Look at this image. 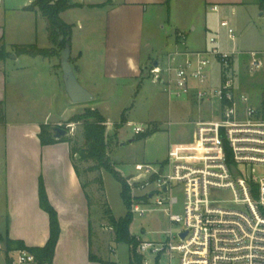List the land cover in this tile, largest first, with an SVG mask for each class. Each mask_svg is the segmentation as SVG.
<instances>
[{
	"label": "crops",
	"instance_id": "0c3cea01",
	"mask_svg": "<svg viewBox=\"0 0 264 264\" xmlns=\"http://www.w3.org/2000/svg\"><path fill=\"white\" fill-rule=\"evenodd\" d=\"M32 1L28 0L26 6ZM70 3L77 6L61 13L64 22L74 25L62 15L76 8L95 13L99 18V23L93 24L90 20L86 23V38L80 32L71 31L70 60L79 82L95 97L93 104L86 107L97 109L111 124L101 107L106 103L104 95L107 90L119 84L132 88L137 82L148 78L150 63L161 54L176 48L186 51L206 50L210 46L208 39L213 35L218 36L221 49H229L232 45L228 42L225 29L219 25L223 17L238 16L241 28L251 24L264 26V11L259 6V0H169L168 4L166 0H70ZM213 4L219 6V12L209 10L208 6ZM24 7L22 10L30 12L36 20V37L25 43L7 41L0 25V44L4 43L11 53L12 46L19 44L36 43L39 47L49 48L51 43L47 37L45 18L38 10H25ZM150 7L163 9L169 25L163 43L165 48L155 56L151 54L154 40L149 35L145 39L143 27ZM39 18L43 20L42 39L38 36ZM76 22L78 31H81L83 22L80 19ZM96 27L99 33L94 35L93 29ZM179 34L184 37L182 42ZM235 46L238 47L236 43ZM91 50L92 53H89ZM10 55L0 61V103L4 106L5 115L4 122L0 123L4 141L5 202V221L0 224V237L7 235L10 239L22 241L26 246H43L47 242L49 215L40 207L41 183L49 204L57 213L60 227L52 264H102L91 261L90 253L115 264V261L96 253L106 234L101 227V216L98 215L97 221L93 220L90 195L81 175L74 168L69 143L42 145L38 137L42 124L54 126L68 121L78 113V106L82 105L73 104L64 90L60 56L14 54L13 58ZM20 61L22 63L18 64ZM7 67L15 80L9 87ZM32 77L34 80L30 81ZM211 82L217 85L218 79L214 81L212 78ZM184 101L189 104L190 112L200 108L196 105L194 92ZM68 110L73 113L64 118ZM9 112L13 113L14 119H9ZM53 112H56V117L50 121ZM130 122L125 118V123ZM142 125L156 127L157 131L160 129L159 123L154 120ZM167 151L156 157L154 163L164 162ZM93 237L98 240L95 248Z\"/></svg>",
	"mask_w": 264,
	"mask_h": 264
},
{
	"label": "built area",
	"instance_id": "2783aa9c",
	"mask_svg": "<svg viewBox=\"0 0 264 264\" xmlns=\"http://www.w3.org/2000/svg\"><path fill=\"white\" fill-rule=\"evenodd\" d=\"M2 8L0 0V11ZM208 8L220 10L216 4ZM219 25L232 45L229 49H221L218 36L213 35L208 49L176 48L161 54L148 69V77L169 97L181 100L194 92L199 107L209 103L210 114L193 122L191 141L169 146L164 162L136 164L135 169L142 173L124 176L131 192L152 185L137 196L139 201L132 203L131 213L162 210L169 221V229L162 231L159 240L133 235L143 264H160L162 256L167 258L166 264H172L174 253L179 264H264V111L236 89L234 64L241 55L235 46L236 32L225 17ZM178 36L182 42L184 37ZM243 53L249 72L264 70V51ZM215 62L219 65L217 85L210 75ZM74 124L65 125L68 132ZM103 124L113 126L107 121ZM128 124L134 135L149 128ZM166 124L169 127L172 122ZM131 179L143 184L139 187ZM224 192H230L232 199H221ZM173 225L179 228L173 231ZM7 258L8 264H49L39 262L25 249L9 251Z\"/></svg>",
	"mask_w": 264,
	"mask_h": 264
},
{
	"label": "rangeland",
	"instance_id": "374dc122",
	"mask_svg": "<svg viewBox=\"0 0 264 264\" xmlns=\"http://www.w3.org/2000/svg\"><path fill=\"white\" fill-rule=\"evenodd\" d=\"M28 0H2L3 8L0 12L2 19L1 28L4 30L5 38L11 42H29L36 37L35 27L36 20L30 12L23 11L22 8L26 6ZM107 1V0H106ZM111 1V0H108ZM70 2V0H69ZM148 15H145L143 23L145 39L146 35L152 36L153 49L151 54L157 55L160 50L164 49V42L166 40V32L169 29L165 11L158 7H150ZM2 14V15H1ZM65 20H71L73 33L80 32L87 37L86 23H99V18L95 13H88L80 11L79 9H71L68 13H64ZM77 19L83 22L84 28L78 31ZM230 25L236 32L237 50L241 52L234 64V79L235 87L239 92L245 93L249 97L250 103L257 107L262 100V92H264V70L249 72L247 69L246 55L244 50L264 51V26L251 24L248 27H240L239 17L227 18ZM45 20V19H44ZM40 18L37 19L38 36L42 39L44 30L42 29V22ZM46 22V20H45ZM242 24V23H241ZM163 26V27H161ZM224 29V28H223ZM94 35L99 33L98 28L93 29ZM226 45V41H224ZM92 49V48H91ZM87 48L85 47V51ZM92 53V50L89 52ZM14 55V53H11ZM10 55V56H11ZM59 58V55H57ZM26 58V57H23ZM54 60V59H52ZM12 63V62H11ZM22 61L18 62V64ZM14 64V63H13ZM149 68V67H148ZM61 70V69H60ZM7 71V86L15 81L10 68ZM148 73V70H147ZM149 75V73H148ZM211 77L217 81L219 76V65L215 62L212 66ZM34 80L30 79V81ZM79 81V80H78ZM81 83V82H80ZM139 84V85H138ZM82 85V84H81ZM83 86V85H82ZM120 86L121 88H119ZM117 87H111L104 95L102 104V113L109 117L113 126L106 128L107 146L109 155L112 159L114 168L121 176L136 177L142 172L135 169L136 164H147L155 166L154 159L158 157L163 151L167 150L171 144L186 143L192 140L194 132V121L198 118H208L210 114L209 103L204 102L200 108L189 111V104L184 99H174L167 95L162 86L151 81L149 77L144 78L141 82H137L135 86L125 87L119 84ZM85 87V86H84ZM94 101L81 103L78 106V113H82L88 104H93ZM199 103L196 102V105ZM71 108V107H70ZM42 110V108H41ZM71 110V109H70ZM73 112L67 111L64 118ZM124 113L127 121L133 124H146L149 120L157 121L160 129L151 136L143 140L135 141L132 126L123 123L119 127V123ZM77 114V113H76ZM56 117V112H53L50 121ZM12 112H9V119H14ZM171 121L172 125L167 126V122ZM67 121L61 122L60 125H66ZM116 123V124H114ZM63 128V127H62ZM81 126L79 123L74 124L73 129L69 130L68 136L72 138V145L81 147L83 145V137L81 133ZM118 131L117 135L116 132ZM75 164L78 166L82 181L87 186V191L90 195L92 204L93 220H98V215L101 216V227L103 233L106 235L100 243L99 252L97 255L106 257L115 264H129L130 261V247L126 243H116L113 231L108 225L105 210L110 208L115 218L121 217L125 214L126 209L120 197V184L111 174L105 171H88L87 167L91 162H80L74 157ZM3 172H4V141L3 133L0 130V224L4 223V198H3ZM104 172V173H103ZM146 175H143L145 178ZM143 178L140 180L143 181ZM99 179H102L103 184H100ZM140 187L142 181H134ZM152 180V179H150ZM152 185L149 183L143 189L135 188L132 193L136 196H142L147 190L151 189ZM106 197V198H105ZM180 197V196H179ZM221 199L230 200L232 196L230 192H224ZM139 201V200H138ZM108 203V204H107ZM153 208V207H152ZM131 209V208H130ZM178 211L179 208L175 207ZM132 221L129 226V231L132 235L141 236L144 240H159L162 237V231L169 229V221L165 212L162 210H152L145 212L143 215L134 213ZM0 225V226H1ZM173 231H176L179 226H171ZM1 229V228H0ZM143 232V233H142ZM93 239L94 248L98 243L96 237ZM133 248V247H132ZM134 253L139 255L136 246ZM152 258H150L151 260ZM167 258L161 257L160 264H166ZM0 264H5V253L0 250ZM172 264H179L178 255L173 254Z\"/></svg>",
	"mask_w": 264,
	"mask_h": 264
},
{
	"label": "trees",
	"instance_id": "16d2710c",
	"mask_svg": "<svg viewBox=\"0 0 264 264\" xmlns=\"http://www.w3.org/2000/svg\"><path fill=\"white\" fill-rule=\"evenodd\" d=\"M169 0H166L168 4ZM77 6L71 4L69 0H33L29 5L25 6V10H38L47 22L46 30L47 37L51 46L49 48L39 47L36 43L19 44L12 46V52L16 55L26 54L29 56L51 57L59 55L65 48L66 44L70 45L72 25L64 22L61 18V13ZM259 6L264 11V0H259ZM11 51H7L4 43L0 44V61L5 60ZM260 108L264 111V92H262V100ZM4 106L0 103V123L4 122ZM105 118L97 109L85 108L82 113H77L71 116L67 123H79L83 137V145L81 147L72 145L71 136L64 135L60 138L54 137L51 124H42L38 134L42 145L54 144L58 142H68L71 147V157L74 163V168L80 175L78 166L75 164L74 157L80 162H91L87 167L88 171H105L120 184V197L125 206L126 212L123 216L115 218L109 207L105 210L108 225L113 231L114 241L116 243H126L130 247L129 264H143L142 257L134 253L136 246L135 237L130 233L129 226L132 221V213L130 211L132 203L139 200V197L134 196L130 186L127 183V178L121 176L114 168L112 159L109 155L107 146L106 126L103 124ZM66 123V124H67ZM125 123V118L122 116L119 127ZM67 130L68 128L62 126ZM157 131L156 127H149L145 132L135 135L133 140H143ZM100 184H103L102 179H99ZM40 207L49 215V237L43 246H26L20 240L10 239L7 235L0 237V242L5 253L6 264H8L7 253L12 250L25 249L33 253L37 260L41 263L47 262L52 264L55 247L60 233V227L57 219V213L49 204L42 184L39 186ZM88 198V194H87ZM133 247V248H132ZM91 261H98L102 264H112L108 261H103L94 257L90 253Z\"/></svg>",
	"mask_w": 264,
	"mask_h": 264
},
{
	"label": "water",
	"instance_id": "95a60500",
	"mask_svg": "<svg viewBox=\"0 0 264 264\" xmlns=\"http://www.w3.org/2000/svg\"><path fill=\"white\" fill-rule=\"evenodd\" d=\"M71 49L70 45L66 44L65 48L60 52V69L62 73V81L64 90L73 104H81L94 100V95L78 81L70 60ZM15 57V55H11ZM54 137L60 138L67 135V130L58 126H52ZM185 233L182 234L184 236Z\"/></svg>",
	"mask_w": 264,
	"mask_h": 264
}]
</instances>
